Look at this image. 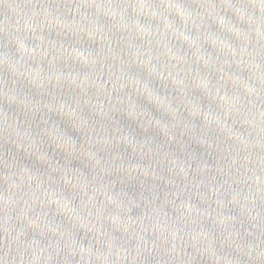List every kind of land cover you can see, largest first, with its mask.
<instances>
[{
    "label": "water",
    "instance_id": "95a60500",
    "mask_svg": "<svg viewBox=\"0 0 264 264\" xmlns=\"http://www.w3.org/2000/svg\"><path fill=\"white\" fill-rule=\"evenodd\" d=\"M0 264H264V0H0Z\"/></svg>",
    "mask_w": 264,
    "mask_h": 264
}]
</instances>
